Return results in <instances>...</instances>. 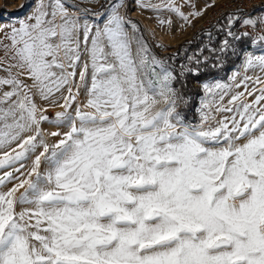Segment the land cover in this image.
<instances>
[{
    "label": "snow or ice",
    "instance_id": "snow-or-ice-1",
    "mask_svg": "<svg viewBox=\"0 0 264 264\" xmlns=\"http://www.w3.org/2000/svg\"><path fill=\"white\" fill-rule=\"evenodd\" d=\"M132 4L171 28L216 0ZM129 6L34 0L0 25V264H264V4L167 59Z\"/></svg>",
    "mask_w": 264,
    "mask_h": 264
},
{
    "label": "rangeland",
    "instance_id": "rangeland-1",
    "mask_svg": "<svg viewBox=\"0 0 264 264\" xmlns=\"http://www.w3.org/2000/svg\"><path fill=\"white\" fill-rule=\"evenodd\" d=\"M217 1V0H216ZM153 2H157V0H153ZM206 0H195L197 8L203 7ZM34 0H0V25L7 24L10 21L26 16L32 8ZM129 8L127 9V15L134 21L137 22L141 30L144 32L145 37L148 40L149 46L152 47L153 52L160 57V52L171 51L175 49V47L179 44L180 41L183 39H188L192 37L193 33L199 29L201 26L206 24L208 21L207 19V12L204 14L202 18H199L194 22V26H184L180 27L183 22L179 20L173 14L164 12L160 13L159 15L163 18H171L173 20V25L169 28L167 25H159L157 22V14L144 10L138 7H135L132 4V0H128ZM27 4L25 7H21L22 5ZM94 8H99L98 4L90 5ZM185 11H189L188 8L184 9ZM124 11V10H122ZM212 21V20H211ZM164 44L165 47L160 48L156 45ZM256 46H253V50H255ZM240 67V61L238 60L230 69V71L222 76H211L201 81H195V85H198L200 88L201 82L205 80H210L212 78H223L226 79L227 75L230 74L231 70L238 69ZM253 75V73H249ZM195 95H200V91L197 92ZM54 110L49 111V115L53 114ZM47 128L48 125H45Z\"/></svg>",
    "mask_w": 264,
    "mask_h": 264
},
{
    "label": "trees",
    "instance_id": "trees-1",
    "mask_svg": "<svg viewBox=\"0 0 264 264\" xmlns=\"http://www.w3.org/2000/svg\"><path fill=\"white\" fill-rule=\"evenodd\" d=\"M227 13L221 14L218 16L217 19L212 20L210 22H207L206 24H204L203 26H201L199 29H197L192 37L188 38V39H183L182 41L179 42V44L175 47V49L171 50V51H166V52H160V58H164L167 59L171 54L177 52L181 46L184 45H188L189 41H193V43L189 46V52L195 51L197 47H199L201 45V43H207V36H201V33L203 30L206 29H210L212 25L217 24V21L222 20V17L224 15H226ZM213 31H216L214 28L212 29ZM237 30H241L238 26H237ZM243 31V30H241ZM224 33L222 32H217L216 36L214 37V45L219 44L220 38H223ZM247 39L245 38V43H247ZM243 46V45H242ZM206 55L208 54L207 52L205 53ZM239 59H235V60H230L226 67L222 70H214V69H209L207 71H203L201 73V75L199 77H195V76H189L187 78V87L188 89L191 91V93L193 95H195L197 92L200 91V88L198 87V85H195V81H201L204 80L208 77L211 76H222L223 74H226L230 71V69L232 68V66L238 61ZM179 62V61H178Z\"/></svg>",
    "mask_w": 264,
    "mask_h": 264
},
{
    "label": "built area",
    "instance_id": "built-area-1",
    "mask_svg": "<svg viewBox=\"0 0 264 264\" xmlns=\"http://www.w3.org/2000/svg\"><path fill=\"white\" fill-rule=\"evenodd\" d=\"M261 4H264V0H217L216 5L208 9L206 16L208 21H211L217 19L219 15L233 12L237 8L251 9L253 6ZM237 26L239 27V25Z\"/></svg>",
    "mask_w": 264,
    "mask_h": 264
}]
</instances>
